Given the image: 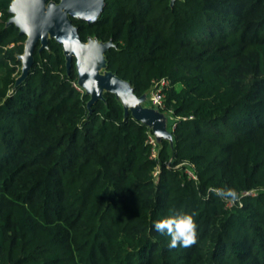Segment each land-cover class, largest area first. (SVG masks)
Listing matches in <instances>:
<instances>
[{"label": "trees", "instance_id": "1", "mask_svg": "<svg viewBox=\"0 0 264 264\" xmlns=\"http://www.w3.org/2000/svg\"><path fill=\"white\" fill-rule=\"evenodd\" d=\"M11 5L0 0V264H264V0H106L96 23L73 20L83 42L113 43L107 70L137 97L168 82L173 144L156 157L114 93L90 105L55 39L18 85L27 36ZM181 212L197 242L170 249L154 223Z\"/></svg>", "mask_w": 264, "mask_h": 264}, {"label": "water", "instance_id": "2", "mask_svg": "<svg viewBox=\"0 0 264 264\" xmlns=\"http://www.w3.org/2000/svg\"><path fill=\"white\" fill-rule=\"evenodd\" d=\"M175 1L172 0L173 3ZM105 7L106 0H60L59 3L48 0H12L10 13L13 18L10 24H15L20 34L27 36L25 53L20 57L26 76L18 81V85L28 77L37 46L41 44L40 51H43L48 47L49 40L55 39L63 46L69 65L76 59L79 83H83L86 93L91 96L90 105L102 99L105 92L114 93L126 114L131 113L136 120L148 126L158 142L170 140L173 144V135L168 130V118L158 110L144 108L143 103L147 97H137L130 83L107 70L105 54L113 43H103L96 38L83 42L73 23V20H78L94 24ZM98 61L104 66L105 75L101 73Z\"/></svg>", "mask_w": 264, "mask_h": 264}, {"label": "clouds", "instance_id": "3", "mask_svg": "<svg viewBox=\"0 0 264 264\" xmlns=\"http://www.w3.org/2000/svg\"><path fill=\"white\" fill-rule=\"evenodd\" d=\"M215 195L222 199H231L235 201L237 193L234 189H210ZM154 229L162 235L170 237L168 247L175 249L177 247L188 248L197 242V224L194 216L186 213H176L169 217L156 221Z\"/></svg>", "mask_w": 264, "mask_h": 264}, {"label": "built area", "instance_id": "4", "mask_svg": "<svg viewBox=\"0 0 264 264\" xmlns=\"http://www.w3.org/2000/svg\"><path fill=\"white\" fill-rule=\"evenodd\" d=\"M168 84V82L166 81H162L157 88L151 93V98H149L152 102V105H154L155 107L161 109L163 106V101H164V93H163V88L164 86H166ZM75 86L80 90L83 91L77 84H75ZM149 143L153 146V156L156 157L157 155V142L156 140L150 136L149 137ZM190 174V173H189ZM192 177L196 178V176L194 174H190Z\"/></svg>", "mask_w": 264, "mask_h": 264}, {"label": "rangeland", "instance_id": "5", "mask_svg": "<svg viewBox=\"0 0 264 264\" xmlns=\"http://www.w3.org/2000/svg\"><path fill=\"white\" fill-rule=\"evenodd\" d=\"M53 6L57 7L58 5H53ZM49 7H50V6H48L47 9H49ZM98 66H99V68H100L101 73H102L103 75H105L104 66L101 64L100 61H98ZM25 74H26V73H25V71H24V67H22V73H21V75H20L18 81L22 80V79L26 76ZM82 84H83V83H81V85H80V83L78 82L77 85L80 87V86H83ZM81 89H82L84 92H86V90H87L86 88H84V86L81 87ZM150 98H151V95H150ZM143 105H144V106H143L144 108H147V109H155V106L152 105V102H151L150 99H149L148 102H144ZM160 110H161V109H160ZM158 111H159V110H158ZM160 112L163 113V114L168 118V120H172L171 117L168 116V114L164 113L162 110H161ZM169 129H170V126H168V130H169ZM150 136H152V137L156 140L157 144L159 143V142L157 141L156 136H155L154 134H153V135L151 134ZM156 151H158V149H156ZM156 156H157V155H156ZM169 166H171V164H169ZM188 171H189L190 174H194L193 171H192L191 169H188ZM158 173H159V172H157L156 174H158Z\"/></svg>", "mask_w": 264, "mask_h": 264}, {"label": "crops", "instance_id": "6", "mask_svg": "<svg viewBox=\"0 0 264 264\" xmlns=\"http://www.w3.org/2000/svg\"><path fill=\"white\" fill-rule=\"evenodd\" d=\"M149 100L147 99V101L146 102H148ZM144 106V105H143ZM155 110H159V111H161L159 108H157V107H155ZM168 126H171V123H170V120H168ZM152 131V130H151ZM169 131H170V129H169ZM171 132V131H170ZM153 133V132H152ZM154 134V133H153Z\"/></svg>", "mask_w": 264, "mask_h": 264}]
</instances>
